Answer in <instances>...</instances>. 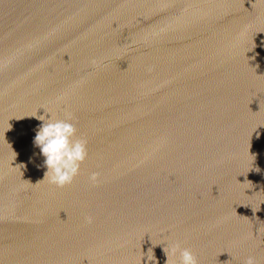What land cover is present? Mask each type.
Listing matches in <instances>:
<instances>
[{
    "label": "water",
    "instance_id": "1",
    "mask_svg": "<svg viewBox=\"0 0 264 264\" xmlns=\"http://www.w3.org/2000/svg\"><path fill=\"white\" fill-rule=\"evenodd\" d=\"M40 115L85 142L62 187ZM176 243L264 264V0H0V264H166Z\"/></svg>",
    "mask_w": 264,
    "mask_h": 264
},
{
    "label": "clouds",
    "instance_id": "2",
    "mask_svg": "<svg viewBox=\"0 0 264 264\" xmlns=\"http://www.w3.org/2000/svg\"><path fill=\"white\" fill-rule=\"evenodd\" d=\"M37 118L42 123L36 130L33 143L44 157L43 164L46 168L44 178H47L49 183L62 187L72 181L80 163L85 159V142L74 139L76 128L68 120L53 119L51 115L47 117L40 115ZM95 179L96 173H93L90 180L94 182ZM169 255L178 256L179 264H197L193 253L187 248H182L178 243L174 244L166 254V264ZM245 264H256V261L250 256Z\"/></svg>",
    "mask_w": 264,
    "mask_h": 264
}]
</instances>
